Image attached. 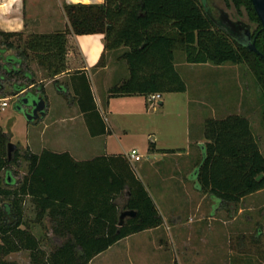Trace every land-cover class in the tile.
Segmentation results:
<instances>
[{
    "label": "trees",
    "instance_id": "trees-1",
    "mask_svg": "<svg viewBox=\"0 0 264 264\" xmlns=\"http://www.w3.org/2000/svg\"><path fill=\"white\" fill-rule=\"evenodd\" d=\"M223 1L236 12L241 8L248 12L257 26L252 38L256 35V49L264 56V33L250 1ZM63 11L68 20L63 31L26 37L0 31V98L6 97L5 83L11 89L9 96L35 87V75L27 63L30 56L45 68L48 79L63 74L68 35H102L104 51L125 49L119 59L126 63L128 78L109 89V98L184 93L186 85L174 66L176 51L184 53V61L190 65L247 63L264 91V60L215 24L212 18H217L202 0H104L93 5L65 4ZM12 49L16 52L6 54ZM102 60L103 54L98 64ZM68 78L89 135H105L107 127L88 77L74 72ZM37 90L45 101L44 87ZM203 136L207 143L192 177L216 207L238 203L264 189V155L247 118L208 119ZM7 143V134L0 127V198L8 201L0 218V264H16L6 258L19 251L29 252V264H90L118 241L162 224L152 198L125 156L75 162L67 153L42 150L36 155L27 151V173L15 179L9 169ZM25 198L33 204L36 220L46 218L50 224L49 253L42 250L23 220ZM122 211H134L135 216L126 217L118 226Z\"/></svg>",
    "mask_w": 264,
    "mask_h": 264
},
{
    "label": "crops",
    "instance_id": "crops-1",
    "mask_svg": "<svg viewBox=\"0 0 264 264\" xmlns=\"http://www.w3.org/2000/svg\"><path fill=\"white\" fill-rule=\"evenodd\" d=\"M103 2L0 0V31L20 33L23 37L63 31L68 26L63 11L65 4L93 5ZM66 40V71L61 75L69 77L74 72H80L88 77L94 101L107 127L105 135L91 138L103 139L104 150L95 153L70 147L43 150L55 154L67 153L75 162H88L102 156L126 157L128 153L109 151L108 141L131 133L146 135L153 144L152 150L147 149L142 164H130L162 218L159 227L118 241L94 257L90 264H111L112 256L119 253L122 256L120 264H230L226 258L228 241L225 228H222L225 222L219 217L220 207H216L209 195L198 190L192 177L195 164L201 160L202 146L207 141L203 136L204 120H199L194 130L190 127L191 101L187 90L184 93L160 94V99L151 103L143 96L109 98V89L128 78L119 56L117 60L110 57L116 51H104L102 35H68ZM102 54V63L98 64ZM58 79L54 77L51 81ZM51 81L45 84L44 90ZM178 97H182V101H177ZM73 106L70 108L74 109ZM75 107V114L70 115L74 117L64 115L62 123L76 120L84 123L76 104ZM241 108L239 106L233 111H241ZM220 110L222 118L219 119L241 114L224 115L227 112L225 108ZM141 161L142 158L138 163ZM231 243L229 240V245ZM221 253L225 254L224 259Z\"/></svg>",
    "mask_w": 264,
    "mask_h": 264
},
{
    "label": "rangeland",
    "instance_id": "rangeland-1",
    "mask_svg": "<svg viewBox=\"0 0 264 264\" xmlns=\"http://www.w3.org/2000/svg\"><path fill=\"white\" fill-rule=\"evenodd\" d=\"M204 1L205 8L213 17L217 18L218 11L222 10L228 14L231 20H239L249 25L251 31H256V24L250 19L244 8H241L240 12H236L234 8L226 7L223 0ZM0 49H3V47L0 46ZM124 50L120 49L110 57L117 60V57ZM15 52L16 49H12L6 53ZM27 63L29 69L34 73L36 81L34 88L25 89L26 91L23 93L24 95L27 94L28 105H30L32 101L40 97L37 88L39 86L44 87L51 79H48L45 68L33 57L30 56ZM123 65L128 73L124 61ZM174 65L176 72L186 85L187 94L191 101L189 108L191 129L194 130L197 127L199 120L205 122L208 119L222 118V114H219L222 108L227 111L223 113L224 115L227 113H241L245 118L248 115L250 118L247 119L250 122L252 134L258 142L260 152L264 155V91L260 87L255 71L247 63L242 65L224 64L221 66L210 64L190 65L185 63L184 53L181 51L174 53ZM58 77L57 84L51 81L44 90L46 99L45 116L36 122L26 121L24 113L29 112V108L22 106L23 110L21 112L16 111L14 108L15 103L23 95L19 93L15 96H9L11 89L8 87V83H5V87L3 86V93L6 97L0 99H5L8 105L4 108L0 106V127L7 134L8 142L16 146L11 155L12 163L9 166L15 179L22 178L27 173L28 162L25 159L27 151L39 154L44 148L53 150L65 147L86 150L92 153L104 150L103 139H92L82 121L62 123L61 118L64 115L74 117L70 115H74L77 109H75L72 98L69 78L62 77V75L56 76V78ZM58 88H61V91ZM63 88H66V91ZM177 101H182V97H178ZM70 105H74V109L70 108ZM239 106L242 107L241 111L239 109L234 112L233 109L239 108ZM241 114L238 115L241 116ZM152 118L154 119V117ZM149 145L150 139H147L146 135L131 133L120 139H110L108 150L128 154L132 150L137 151L142 157V161L137 162V165L143 163ZM199 162L197 161L195 166ZM202 194L208 195L205 192H202ZM7 202L0 198V218L2 212H4L3 206ZM219 207V217L225 222L224 225L221 222L220 224L223 225L222 228H225L226 240L228 241L226 258L230 264H264V189L243 198L238 203L221 204ZM36 214L37 212L30 199L25 198L23 202V220L27 225V229L39 240L42 250L49 253L51 251L49 242L52 238L51 227L46 218L38 222ZM229 240L232 241L230 245ZM120 256V253L112 256L111 264H120L122 262L121 259L119 260ZM220 256L224 259L225 254L221 253ZM6 260L16 264H29V252L19 251L13 253Z\"/></svg>",
    "mask_w": 264,
    "mask_h": 264
},
{
    "label": "water",
    "instance_id": "water-1",
    "mask_svg": "<svg viewBox=\"0 0 264 264\" xmlns=\"http://www.w3.org/2000/svg\"><path fill=\"white\" fill-rule=\"evenodd\" d=\"M204 7H206L205 1ZM253 11L261 25V32L264 33V0H249ZM218 18L212 20L215 24H218L221 29L227 32L231 38L240 44L241 46L247 48L251 52L259 55L263 60L264 56L261 55L255 46L256 35L252 38V31L249 25L244 24L241 21H233L229 18L228 14L222 10L218 11ZM26 90L21 91L20 93L24 96ZM29 102L28 98H23L15 103V110L21 112L22 105H27ZM30 106L32 110L30 112H25L24 116L28 122H36L45 116L46 104L43 98L39 97L38 99L31 102ZM16 146L10 142L7 143L6 152L7 157L10 160L12 153L15 151ZM262 176H258L256 180H259ZM134 211H122L118 216V226H122L126 217H134Z\"/></svg>",
    "mask_w": 264,
    "mask_h": 264
},
{
    "label": "built area",
    "instance_id": "built-area-1",
    "mask_svg": "<svg viewBox=\"0 0 264 264\" xmlns=\"http://www.w3.org/2000/svg\"><path fill=\"white\" fill-rule=\"evenodd\" d=\"M148 102H156L160 99V94H151L146 97ZM7 101L5 99H0V106L2 108L7 107ZM126 158L129 162H138L141 160V156L138 154L137 151L132 150L129 154L126 155Z\"/></svg>",
    "mask_w": 264,
    "mask_h": 264
},
{
    "label": "flooded vegetation",
    "instance_id": "flooded-vegetation-1",
    "mask_svg": "<svg viewBox=\"0 0 264 264\" xmlns=\"http://www.w3.org/2000/svg\"><path fill=\"white\" fill-rule=\"evenodd\" d=\"M218 16H219V15H218ZM218 16H217V18H218ZM25 97L28 98V97H27V94H25L24 96H22V98H21L20 100H22V99L25 98ZM28 100H29V99H28ZM22 106L29 108V112L32 110V107H31L30 105H28V104H27V105H22Z\"/></svg>",
    "mask_w": 264,
    "mask_h": 264
}]
</instances>
